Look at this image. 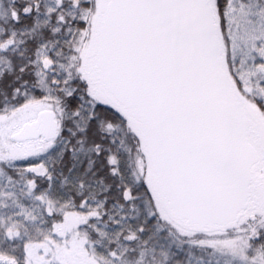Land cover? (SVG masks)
I'll return each instance as SVG.
<instances>
[{
    "label": "snow or ice",
    "instance_id": "snow-or-ice-1",
    "mask_svg": "<svg viewBox=\"0 0 264 264\" xmlns=\"http://www.w3.org/2000/svg\"><path fill=\"white\" fill-rule=\"evenodd\" d=\"M0 264H264V0H0Z\"/></svg>",
    "mask_w": 264,
    "mask_h": 264
}]
</instances>
